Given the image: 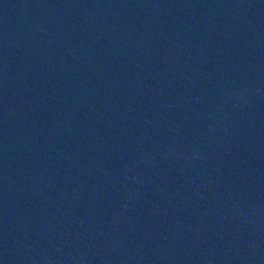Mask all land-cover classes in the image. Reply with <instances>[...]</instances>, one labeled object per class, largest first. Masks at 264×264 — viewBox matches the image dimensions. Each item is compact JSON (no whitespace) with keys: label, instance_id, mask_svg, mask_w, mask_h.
<instances>
[{"label":"water","instance_id":"1","mask_svg":"<svg viewBox=\"0 0 264 264\" xmlns=\"http://www.w3.org/2000/svg\"><path fill=\"white\" fill-rule=\"evenodd\" d=\"M0 264H264V0H0Z\"/></svg>","mask_w":264,"mask_h":264}]
</instances>
